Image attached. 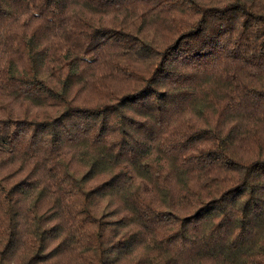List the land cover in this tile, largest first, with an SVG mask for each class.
I'll return each instance as SVG.
<instances>
[{
  "label": "trees",
  "instance_id": "trees-1",
  "mask_svg": "<svg viewBox=\"0 0 264 264\" xmlns=\"http://www.w3.org/2000/svg\"><path fill=\"white\" fill-rule=\"evenodd\" d=\"M0 264H264V0H0Z\"/></svg>",
  "mask_w": 264,
  "mask_h": 264
}]
</instances>
